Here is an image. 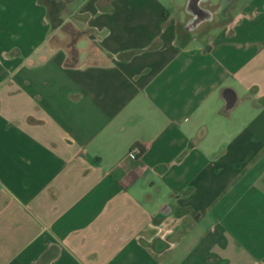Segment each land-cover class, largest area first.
<instances>
[{
    "label": "crops",
    "instance_id": "1",
    "mask_svg": "<svg viewBox=\"0 0 264 264\" xmlns=\"http://www.w3.org/2000/svg\"><path fill=\"white\" fill-rule=\"evenodd\" d=\"M67 7L0 0V264H264V0Z\"/></svg>",
    "mask_w": 264,
    "mask_h": 264
},
{
    "label": "rangeland",
    "instance_id": "2",
    "mask_svg": "<svg viewBox=\"0 0 264 264\" xmlns=\"http://www.w3.org/2000/svg\"><path fill=\"white\" fill-rule=\"evenodd\" d=\"M44 0L45 4L48 7V11L50 13H53L54 16L60 17L64 14V12H68V7H67V0ZM209 4L212 5H219L220 0H209ZM52 25V23L50 22Z\"/></svg>",
    "mask_w": 264,
    "mask_h": 264
},
{
    "label": "trees",
    "instance_id": "3",
    "mask_svg": "<svg viewBox=\"0 0 264 264\" xmlns=\"http://www.w3.org/2000/svg\"><path fill=\"white\" fill-rule=\"evenodd\" d=\"M54 1V0H53ZM52 1V2H53ZM46 5V4H45ZM47 6V5H46ZM48 16H49V22H51L52 23V27L53 28H56V27H58L59 25H61V23H62V21H61V19L59 18V17H56V16H54V14L53 13H50V12H48ZM74 52V51H73ZM138 149H139V151H140V154H143V152H144V150L141 148V147H137Z\"/></svg>",
    "mask_w": 264,
    "mask_h": 264
},
{
    "label": "built area",
    "instance_id": "4",
    "mask_svg": "<svg viewBox=\"0 0 264 264\" xmlns=\"http://www.w3.org/2000/svg\"><path fill=\"white\" fill-rule=\"evenodd\" d=\"M141 154H140V151H139V149L137 148V147H135L134 149H132V151H131V156H133V157H138V156H140Z\"/></svg>",
    "mask_w": 264,
    "mask_h": 264
}]
</instances>
